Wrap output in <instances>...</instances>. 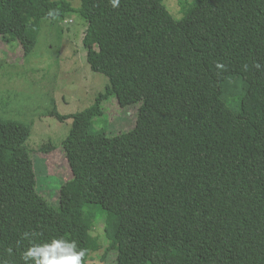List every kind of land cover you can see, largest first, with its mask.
<instances>
[{"label": "trees", "instance_id": "obj_1", "mask_svg": "<svg viewBox=\"0 0 264 264\" xmlns=\"http://www.w3.org/2000/svg\"><path fill=\"white\" fill-rule=\"evenodd\" d=\"M73 1L0 0V36L24 54L43 20L78 13L86 61L109 81L86 109L48 112L72 120L57 207L37 191L29 127L0 117V264L61 237L87 264L94 205L116 264H264V0H192L181 19L162 0ZM112 97L142 101L135 126L93 133Z\"/></svg>", "mask_w": 264, "mask_h": 264}, {"label": "rangeland", "instance_id": "obj_2", "mask_svg": "<svg viewBox=\"0 0 264 264\" xmlns=\"http://www.w3.org/2000/svg\"><path fill=\"white\" fill-rule=\"evenodd\" d=\"M162 2L175 19H181L193 3L192 0ZM72 4L80 6L77 0ZM86 26L78 13L54 22L43 20L36 46L29 54H24L17 41L0 36V117L29 127L26 145L34 164L37 191L53 207L58 206L62 184L72 179L63 148L72 120L59 121L48 112L54 110L61 115L80 112L91 106L109 83L107 77L93 72L86 61L83 45ZM233 84L235 90L241 87L240 81H231L230 85ZM225 100L229 107L237 109L238 98L232 92ZM141 103L121 107L115 97L109 98L102 105V115L93 120L91 131L118 134L131 130ZM88 211L94 224L86 233L91 250L87 264H116V251L104 231L107 213L98 205L87 206L85 212Z\"/></svg>", "mask_w": 264, "mask_h": 264}, {"label": "clouds", "instance_id": "obj_3", "mask_svg": "<svg viewBox=\"0 0 264 264\" xmlns=\"http://www.w3.org/2000/svg\"><path fill=\"white\" fill-rule=\"evenodd\" d=\"M112 6L117 7L119 0H111ZM216 68L223 70L224 65L216 63ZM32 234L22 233L23 239H29ZM85 250L78 248L74 240L52 238L40 243L33 241L21 254L24 264H82Z\"/></svg>", "mask_w": 264, "mask_h": 264}]
</instances>
